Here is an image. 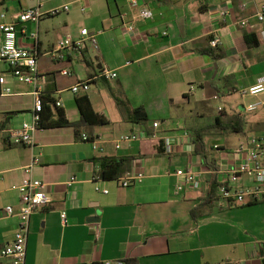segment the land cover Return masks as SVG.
Masks as SVG:
<instances>
[{"label":"crops","instance_id":"1","mask_svg":"<svg viewBox=\"0 0 264 264\" xmlns=\"http://www.w3.org/2000/svg\"><path fill=\"white\" fill-rule=\"evenodd\" d=\"M86 2L84 13L83 0H41L44 10L63 4L70 10L22 23L18 13L33 3L0 0V14L17 24L19 45L38 49L39 85L45 99L54 100L48 103L53 119L62 109L70 122L38 129L33 147L8 143L3 130L33 121L35 86L19 82L0 60L6 79L0 84V248L13 241L19 222L5 211L20 208L12 186L31 167L32 177L48 184L51 202L31 217L26 264H264V200L219 198L233 164L224 151L250 137L264 141V105L246 110L264 103V93L240 92L264 75V22L256 18L264 0H138L137 7L131 0ZM143 7L151 18L140 16ZM84 28L96 37L97 49L87 40L81 51L51 56L60 38H78ZM103 68L118 76L101 75ZM81 82H89V90L73 93ZM81 98L108 123L87 122ZM85 133L98 139L102 152L81 139ZM121 134L139 139L116 148ZM198 138L203 144L196 147ZM167 140L171 153L164 150ZM104 158L124 160L121 174L135 169L144 180L122 187L116 178L104 179ZM187 168L201 173L200 189L177 190L175 172ZM245 184L252 183L243 176L238 185ZM234 209L243 215L240 227L232 224ZM255 232L261 241L249 239Z\"/></svg>","mask_w":264,"mask_h":264},{"label":"built area","instance_id":"2","mask_svg":"<svg viewBox=\"0 0 264 264\" xmlns=\"http://www.w3.org/2000/svg\"><path fill=\"white\" fill-rule=\"evenodd\" d=\"M33 3L32 7L23 9L17 15V19L22 22H39L45 16H55L61 12H68L70 4H63L49 10L43 9L41 0H29ZM83 0L84 5L81 7L82 12H87L89 6ZM131 5L137 7L138 0H131ZM140 16L143 18H151L152 12L147 8H142ZM2 23L0 30L3 33V43L0 48V60L5 62L10 70V73L19 82L33 84L35 86L34 95V110L33 121L24 123L20 128H7L3 130L8 143H19L29 147H33L36 143V132L40 129L41 112L44 107V92L42 86L39 85L38 79V62L39 52L37 48H25L19 45V32L15 22L6 20V13L0 14ZM256 18L260 22H264V5L257 12ZM246 22H243L245 25ZM124 26L129 30H134V26L124 22ZM36 38V34H34ZM260 37L264 40V29L260 33ZM89 40L97 49V40L87 28L80 32V37L74 38L68 34L60 38L55 45L54 50L50 53L53 58H63V54L71 49L81 51ZM219 39H213L211 45L217 47ZM64 75H71V71L64 69L61 71ZM101 75L107 78H116L117 72L103 68ZM6 79L0 77V84H5ZM89 82H81L73 85L70 89L73 93L78 94L81 90H89ZM4 93H10V88L3 89ZM243 95L258 96L264 93V75L258 82L248 88L240 90ZM55 105L62 107L61 100H56ZM264 105L262 102L253 103L247 106L249 112L256 111ZM159 123H154V127H158ZM81 139L84 142L91 144L95 151L102 152L103 148L99 145L98 139L91 137L88 134H83ZM137 134H121L116 141V148H120L122 144L138 140ZM219 149V146H215ZM164 150L167 153L172 152V145L169 140L166 141ZM228 158L233 160V164L226 170L228 179L219 187V198L223 201L232 202L234 204L254 203L264 200V141L257 137H250L247 140L240 142L236 147L230 150H225ZM38 160H35L36 163ZM31 167L25 169V174L19 184L12 186V190L16 191L20 200V208L16 210L12 205L5 207L7 216H16L19 220L17 230L14 234L13 241L7 246L0 248V264H26L27 244L30 231L31 217L41 208L49 205L51 202L48 194V184L32 177ZM175 174L181 178L177 186V190L181 191L184 187L189 186L194 190L201 187V173L192 168L180 169ZM245 176L250 179L251 185H238L240 179ZM145 178L143 172L137 170H127L116 178V181L122 187H130L142 182ZM75 178H71L68 185H72ZM97 191L108 193L109 190L95 188ZM63 224L67 223L66 214H62ZM102 264H124L123 261H106Z\"/></svg>","mask_w":264,"mask_h":264},{"label":"trees","instance_id":"3","mask_svg":"<svg viewBox=\"0 0 264 264\" xmlns=\"http://www.w3.org/2000/svg\"><path fill=\"white\" fill-rule=\"evenodd\" d=\"M250 34H246L245 38L247 43L250 44V39H251ZM218 58V55L216 56ZM54 100L49 99L44 97V107L43 111L40 113L41 114V121H40V128H48V127H64V126H69L70 122L67 120L65 113L62 109H59L57 118L54 120L53 116L50 112V109L48 108V103L53 102ZM79 108L81 111V114L83 118L89 122V123H95V124H106L108 123V120L106 117L101 116L97 113L94 112L92 105L88 98H81L78 100ZM140 112V111H139ZM197 141V142H196ZM195 144L196 147L198 144L202 143L203 141L201 138H198L196 140ZM204 158L206 159L207 155L206 152L203 153ZM102 161V176L104 179H115L122 173L121 171V166L123 163H125L124 160H117L115 158L112 159H107L104 158L101 160Z\"/></svg>","mask_w":264,"mask_h":264},{"label":"rangeland","instance_id":"4","mask_svg":"<svg viewBox=\"0 0 264 264\" xmlns=\"http://www.w3.org/2000/svg\"><path fill=\"white\" fill-rule=\"evenodd\" d=\"M226 107H229V106H226ZM241 214L242 213H240L239 209H234L233 212L230 213V216H232L233 225H237L239 227L243 225V221H242L243 215ZM248 237L250 240L253 239L252 241H261V236L257 232L248 235ZM57 241H59V239H57Z\"/></svg>","mask_w":264,"mask_h":264},{"label":"water","instance_id":"5","mask_svg":"<svg viewBox=\"0 0 264 264\" xmlns=\"http://www.w3.org/2000/svg\"><path fill=\"white\" fill-rule=\"evenodd\" d=\"M95 220H97L96 218H93L91 221H95Z\"/></svg>","mask_w":264,"mask_h":264}]
</instances>
